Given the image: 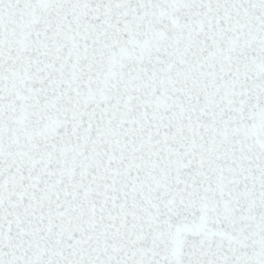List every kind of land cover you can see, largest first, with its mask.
Segmentation results:
<instances>
[{
  "label": "snow or ice",
  "instance_id": "6c2138e0",
  "mask_svg": "<svg viewBox=\"0 0 264 264\" xmlns=\"http://www.w3.org/2000/svg\"><path fill=\"white\" fill-rule=\"evenodd\" d=\"M0 264H264V0H0Z\"/></svg>",
  "mask_w": 264,
  "mask_h": 264
}]
</instances>
